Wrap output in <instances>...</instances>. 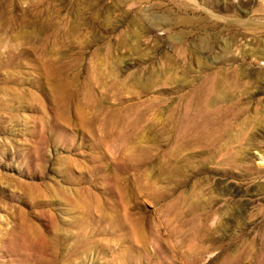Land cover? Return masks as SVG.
I'll return each instance as SVG.
<instances>
[{
	"label": "rangeland",
	"instance_id": "1",
	"mask_svg": "<svg viewBox=\"0 0 264 264\" xmlns=\"http://www.w3.org/2000/svg\"><path fill=\"white\" fill-rule=\"evenodd\" d=\"M263 46L264 0H0V264H264V191L250 193L264 165L240 147L264 150ZM59 82L87 111L132 108L140 137L113 153L147 163L118 171ZM215 84L231 97L207 114L237 102L238 118L211 149L187 148L180 124ZM128 212L168 260L127 240Z\"/></svg>",
	"mask_w": 264,
	"mask_h": 264
},
{
	"label": "bare ground",
	"instance_id": "2",
	"mask_svg": "<svg viewBox=\"0 0 264 264\" xmlns=\"http://www.w3.org/2000/svg\"><path fill=\"white\" fill-rule=\"evenodd\" d=\"M257 54H258L257 58H264V46ZM56 86H58V88L56 89L60 91L62 94L61 97L62 102H64L67 105L66 108L70 107V105L73 103V100L75 98L77 100H80V98L82 97L81 93L76 94L77 96L75 98L71 97L67 88L63 87L62 82L57 83ZM71 93H73V91H71ZM255 93L262 94L261 91H256ZM230 97L231 96L227 93L219 92L217 90L216 84L213 85L211 89L210 88L207 89L206 87H204L202 90L195 93L193 97L195 110L191 114L193 118L190 120L183 121L180 124L179 132H178V138L184 143L183 145L185 147L193 150L197 149V150L206 151L211 149L213 145H216L219 141H221L223 138H225L228 135L234 124V121L237 120L238 118L237 108L239 106L237 102L234 103L228 102V104L224 105L223 109L221 108L222 110L218 111L217 113L210 112L209 114H207V108H209L210 105H214L217 103H223V102L227 103V101L230 100ZM82 103L83 102L80 100L79 101L80 113L87 111L85 110V106ZM85 105L88 108V111L85 114L86 118H88L87 119L88 121L85 122L83 125L91 127L90 134L92 136L91 137V140L93 142L92 144H99L100 140H105L108 142L110 146L108 150H103L98 148L104 151V154L106 156L108 155V153L114 155L113 148L116 146H119L118 152L120 153L121 151L127 149L129 143H135L137 141V138L140 137L139 135L141 131L139 130V127L142 124V120H141L142 118L139 115L133 116L132 114L127 115L126 113H124L127 111H132V108L128 107V108L111 110L109 108L103 107L101 102H97L95 106L88 105L87 103ZM248 125L249 124H247V126ZM253 125L255 126L256 129L257 128L263 129L264 113L262 114V118H260L258 122L254 121ZM240 145H241L240 147L242 151V157H244V159H249L251 156H254L256 157V159H259L264 165V150L259 148L260 145L256 143L254 137L241 141ZM252 149L256 150L257 152L256 153L251 152L252 154H249V151ZM114 156L115 158L113 160L116 161L115 165L119 169L118 171H124L126 169H130L131 167L132 168L142 167L147 163V160L145 159L143 161H135L130 164H123L118 160L119 157H117L116 155ZM115 177H116L115 178L116 183L123 182V180L120 177L116 175ZM263 191H264V182L262 181L256 183L252 187V189H250V193L259 196ZM118 192L121 200L125 203V205H126V201L133 195L129 187L121 188L118 190ZM79 203L80 202L77 203L76 201L74 204L79 207ZM80 205L82 206L85 213L88 214L89 206L87 202L83 201L80 203ZM125 220L126 222L133 221V224L128 227V233L130 234V238L127 239L128 241L132 242L133 247L136 246L137 248L142 249L143 254L145 253L146 256L147 252H149L148 250L149 246L152 245L153 246L152 254L155 255L154 257H156L158 260H161L162 262H163V258H166V260H168L170 256L169 255L170 249L169 246H167L165 240L162 238L161 234L156 235L155 233H152L153 241L151 242V239L149 238L148 234L145 232L142 226L143 220L141 217H134L132 214L128 212V216L126 217ZM204 221L206 222V220ZM139 229H141L142 231H140ZM209 230H210L209 226L200 225V227L196 230V234H197L196 237H198V239L206 238L208 236ZM138 244H141L142 247L139 246ZM77 246H78V240L77 242H75L72 249L75 254H77V249H78ZM45 248L47 249L48 246ZM203 252L204 250L202 249V253ZM202 253L200 252L199 254ZM145 256L141 255L139 256V258H143ZM135 260L136 258L130 257L129 258L130 264Z\"/></svg>",
	"mask_w": 264,
	"mask_h": 264
}]
</instances>
